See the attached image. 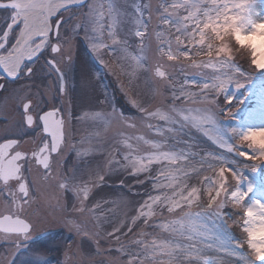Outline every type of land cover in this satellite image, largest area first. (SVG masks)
Listing matches in <instances>:
<instances>
[{
    "label": "snow or ice",
    "instance_id": "6c2138e0",
    "mask_svg": "<svg viewBox=\"0 0 264 264\" xmlns=\"http://www.w3.org/2000/svg\"><path fill=\"white\" fill-rule=\"evenodd\" d=\"M74 8L81 11L74 12ZM0 10L7 12L0 20V81H3L0 82V90H7L9 79L17 82L21 78L31 80L37 73L43 72L55 76L53 84L49 86V90L54 92V99L56 95H67V76L75 61L71 48L66 45H70L81 32L85 42L90 45L92 59L102 68L116 75L106 56H111L121 71L127 67L130 89L132 80L141 72L146 74L149 84L155 78L166 81L171 89L169 106L166 109L157 107L152 111L138 96L125 95L131 106L149 120L163 121L164 127L151 123L147 127L160 137L171 134L174 143L168 144L167 139L151 140L142 135L136 136L134 139L142 141L151 151L139 154L137 148V154H133L134 146L130 143L133 137L121 134L120 142L129 150L123 155L126 163L121 164L114 158L105 165L98 163L95 169L89 170L86 178L78 169L71 174H59L57 187L74 193L80 201L77 210L81 214L89 213L95 220L92 227L103 229L106 222L111 227V231H93L87 222L67 221L77 235L97 242L102 238L115 239L119 243L121 236L131 234L129 244L136 246V250L131 251L124 244L117 249V252L129 257L128 264H145L146 261L147 264H213L207 255L209 251L243 257L245 244L248 252L246 264H264V193L256 199L249 196L255 193L258 183L264 187V146L253 144L249 138L254 133H264V126L224 127L211 109L183 106L186 102L195 103L210 88L216 92L226 91L225 85L231 82V77L220 80L214 74L213 81L205 82L200 93H197L186 90L184 83L177 89L175 77L164 67L166 60L182 71L183 66L178 62L183 58L191 60V67L218 69L229 66L242 76L244 70L234 63L231 56L229 41H234L238 47L251 50V65L255 71L264 72V66L257 63L255 49L247 42V38L264 30V20L255 14L250 0H160L155 9L160 22L159 30L155 32L160 59L154 66L148 64L147 58L149 41L153 36L150 31V3L134 4L131 27L123 35L125 20L117 0H0ZM66 12L70 16L66 17ZM161 25L165 27L161 28ZM193 49L196 56H206L208 59H193ZM82 75L87 83L89 70L86 67L82 68ZM96 79H99V73ZM120 86L123 91L124 83L121 82ZM242 87L244 85L237 81L236 88ZM261 87L264 88V84ZM226 99L231 104L232 96L226 95ZM96 101L101 105L108 103L106 95L103 99L96 97ZM42 103L39 99L34 103L29 94L20 97L17 104L21 115L19 127L39 130L38 142L34 139L33 147L26 148L23 137L12 135L7 128L0 136V197L5 200L4 211L0 212V234L14 250L35 231V225L25 215L31 203L32 181L29 174L33 166L42 170V178L47 180L54 175V166L61 165L66 150L75 153L78 160H84L97 151L91 145L83 147L84 139L75 141L73 119L78 122H102L105 130L110 124L109 117L102 109L84 111L74 116L71 102L61 106L52 105L47 110L41 107ZM112 118L122 121L129 119L115 108L112 109ZM135 126L134 123L128 124V127ZM185 129L207 136L218 148L231 154L232 161L223 154L192 151L188 141L178 138ZM95 135L99 136L100 133ZM234 140L246 143L247 148L233 143ZM178 144L184 147L177 148ZM237 156L243 160L235 159ZM248 161L255 163L249 164ZM196 164L200 167H196ZM241 164L242 170L236 167ZM153 165L161 167L156 176L148 177L154 181L152 188L171 190V194L168 191L148 194L147 199L136 202L133 214L125 213L124 218L115 223L102 220L87 206L93 189L104 184L106 178L112 179L117 166L123 171L131 169L132 177L143 184L141 174H150ZM205 170L213 173L212 176H203L201 180L209 197L206 207L200 203V188L185 182L190 175H200ZM246 175H249L247 182ZM117 178L122 186L127 184L119 176ZM221 194L225 200H231L243 209L239 215L243 218L241 230L245 236L234 246L226 231L227 224L223 221L221 209L224 200L220 199ZM119 202L130 203L123 196L119 197ZM194 207L200 211H192ZM96 208H99V203ZM165 211L173 216L179 211L180 215L167 220L154 219L163 216ZM212 216L220 219L221 223L210 228L207 221ZM148 227L157 229L158 233L145 231ZM137 229L140 231L137 232ZM4 264H9V261Z\"/></svg>",
    "mask_w": 264,
    "mask_h": 264
},
{
    "label": "rangeland",
    "instance_id": "374dc122",
    "mask_svg": "<svg viewBox=\"0 0 264 264\" xmlns=\"http://www.w3.org/2000/svg\"><path fill=\"white\" fill-rule=\"evenodd\" d=\"M121 15L125 22L122 25V35L131 27V20L134 18V4L150 3L152 19L150 22V31L153 36L149 41V49L147 51V58L149 65H155L160 57L157 52L158 41L155 39V32L158 29L159 17L155 9L160 3V0H117ZM254 7L260 8L262 13L260 17L264 20V0H250ZM72 11L79 13L81 9L74 8ZM7 13H5V16ZM64 15L70 16L69 12ZM147 16V12L145 13ZM161 28L165 27L163 25ZM174 34V29L172 30ZM209 35H211L209 33ZM130 42L134 43V41ZM218 43V41H213ZM231 47V56L234 58V63L239 65L244 70V75H239L235 69L225 66L218 69L204 68V67H191V60L181 59L178 63L183 66L181 71L179 67L174 66L173 62L164 61L166 70L175 77V84L179 89L181 83H184L186 90L195 91L200 93L202 85L205 82L211 83L213 75L215 74L220 80L231 77V82L225 85L226 91L216 92L211 88L204 94L200 95L195 103L186 102L183 106L186 107H201L209 108L214 111L219 121L222 122L224 127H239L241 125L250 126H264V120H248V114L254 111L255 108L260 106L258 93L264 91L261 87L264 84V72H257L254 70L250 63L252 52L247 48L238 47L234 41H229ZM70 47L74 64L72 69L68 72L67 76V95H56L53 98L54 92H51L54 101L61 105H67L71 102L72 111L75 115H79L84 111H100L101 109L107 114L110 119V124L105 130L102 122L93 123L91 121L78 122L72 120L75 129V141L84 139L83 147L93 146L97 151L86 157L84 160H78L75 153L65 151L61 159L60 166H54V175L47 180L42 178V170H38L33 166L29 179L32 181V196L30 206L26 208L25 215L35 225L33 235L26 241H23L21 246L14 250L9 242H7L2 234H0V264L9 261V264H128L129 257L117 252V249L124 244L128 246L131 251L136 250V246L130 245L129 240L132 235L128 237L121 236V241L118 243L115 239L102 238L98 242L94 239L85 238L82 235L72 230L67 221L76 220L77 223L87 222L88 227L93 231L107 230L111 231L109 223L104 224L103 229H95L92 225L95 220L89 213L81 214L77 209L80 207V201L76 199L71 191H63L57 187L59 174H71L73 170L78 169L85 178L87 177L90 169H95L99 163L105 165V162L112 160L120 161L121 164L126 163L123 161V155L129 150L124 147L120 142L123 136L133 137L130 143L133 144V154H137L135 149L138 148L139 154H145L151 149L142 141H136V136H144L146 139L151 140H165L168 144L174 143V138L171 134H166L165 137H160L155 134L152 129L147 127L148 123L153 125L159 124L164 127L163 121L149 120L143 113L133 108L129 103L125 93L128 95H135L145 103L149 111L157 107L167 108L171 103V89L167 87L166 81H161L153 78L149 84L148 78L145 73L141 72L137 78L132 80L131 89L129 88V77L126 74L128 69L125 67L121 71L120 67L113 61L111 56H106L109 64L113 67L116 75H112L101 67L95 60L92 59L90 45H88L84 38L83 33L77 36L70 42ZM173 49H175V42L173 41ZM192 58L201 61L207 60L206 56H196L195 49ZM89 70L87 83L82 75V68ZM99 73V79H96V74ZM55 76L52 75V82ZM243 84L244 87L237 89L236 82ZM121 82L124 83V90L121 91ZM195 82V83H193ZM49 81L48 85H52ZM107 96L108 103L103 105L98 104L96 97L101 99ZM226 95L232 96V102L229 104ZM180 104V101H177ZM115 108L118 113L122 112L125 117L129 119L122 121L120 119L112 118V109ZM129 123H134L135 127H128ZM99 132L97 136L95 133ZM179 139L188 141L191 145L192 151L197 153L215 152L217 154L225 155L229 161H232L233 156L226 153L223 149L217 147L212 141L200 132L195 130L185 129ZM252 143L258 146H264V137H257L255 140L251 139ZM233 143L247 148V144H241L239 140H234ZM177 148L184 147L183 144L176 145ZM199 159V157H197ZM237 160H243L241 157H235ZM192 163L195 164V161ZM247 163H255L248 161ZM196 167H200L198 164ZM161 166L153 165L150 174H141L140 180L144 183H137V180L132 177L131 169L123 171L117 166L116 172L113 174L112 179H107L106 182L97 188H94L92 194L87 202V206L95 211V215L99 216L102 220L111 223L117 222L119 219L124 218V214L129 215L135 212L137 207L136 202H142L147 199L148 194L156 195L160 191L171 190H155L152 188L154 181L149 179V176H156L157 171ZM207 166H205L206 168ZM237 168H243V165H237ZM105 173L108 169L105 167ZM211 170H205L200 175L192 174L185 181L189 186H196L200 188V203L207 206L208 194L205 191V185L201 183L203 176H212ZM251 173L249 172V175ZM249 175L245 176V181L249 180ZM119 176L127 181L126 185H121ZM229 179L231 177L229 176ZM234 183V182H233ZM130 189V191H129ZM264 193V187L259 183L256 186L255 193H250L251 199L259 198ZM123 196L126 201L130 202L127 205L119 202V197ZM224 200V207L221 209L223 221L227 224V233L232 239L234 246L238 241L243 240L245 234L241 230L242 216L239 213L243 210L241 207L234 205L231 200H225L223 194L220 197ZM115 201V202H114ZM99 203V208L96 204ZM251 203V200H249ZM5 208V200L0 197V212ZM188 210V209H185ZM192 211H200L199 208H193ZM180 212L177 211L175 216L168 214L166 211L163 216H157L156 220L173 219L179 216ZM220 219L215 216L210 217L207 221L208 226L211 228L214 225H219ZM145 231L152 233L157 232V229L148 227ZM140 229H137V232ZM166 236L167 234H160ZM151 237H149L150 239ZM211 257L213 264H246L247 259V246L244 245L243 257L240 255H225L223 253L217 254L209 251L207 253ZM147 264V261L145 262Z\"/></svg>",
    "mask_w": 264,
    "mask_h": 264
},
{
    "label": "flooded vegetation",
    "instance_id": "af4514ba",
    "mask_svg": "<svg viewBox=\"0 0 264 264\" xmlns=\"http://www.w3.org/2000/svg\"><path fill=\"white\" fill-rule=\"evenodd\" d=\"M5 13H7L5 10H0V20L5 17ZM49 81L53 83L52 75H47L43 72L37 73V76L31 80H25L23 78L18 82L12 81L11 79L8 80L7 90H0V136L4 135L5 129L7 128L12 135H20L23 137L26 148L34 146V139L38 142V129H24L19 127L21 115L17 104L19 103L20 97L31 94L34 103L37 99L43 101L41 107L45 110L52 105L59 106V103L53 100L51 92L49 91ZM37 93H40V95L37 96Z\"/></svg>",
    "mask_w": 264,
    "mask_h": 264
},
{
    "label": "clouds",
    "instance_id": "9594fccd",
    "mask_svg": "<svg viewBox=\"0 0 264 264\" xmlns=\"http://www.w3.org/2000/svg\"><path fill=\"white\" fill-rule=\"evenodd\" d=\"M247 42L255 49L257 63L264 64V30L247 38ZM257 137H264V133H254L249 138L255 140Z\"/></svg>",
    "mask_w": 264,
    "mask_h": 264
},
{
    "label": "bare ground",
    "instance_id": "6f19581e",
    "mask_svg": "<svg viewBox=\"0 0 264 264\" xmlns=\"http://www.w3.org/2000/svg\"><path fill=\"white\" fill-rule=\"evenodd\" d=\"M253 10L257 16H260L262 13L260 8L254 7ZM259 65L264 66V64H259ZM258 99L261 102L260 106L258 108H255L254 111L248 114V120L250 121L251 120H260V121L264 120V91H260L258 93ZM260 197L261 195L259 196V198Z\"/></svg>",
    "mask_w": 264,
    "mask_h": 264
}]
</instances>
